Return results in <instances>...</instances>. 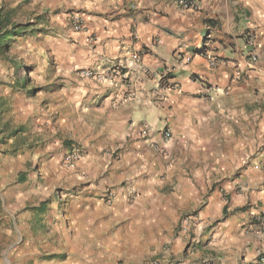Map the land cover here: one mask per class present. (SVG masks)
<instances>
[{
  "label": "crops",
  "instance_id": "obj_1",
  "mask_svg": "<svg viewBox=\"0 0 264 264\" xmlns=\"http://www.w3.org/2000/svg\"><path fill=\"white\" fill-rule=\"evenodd\" d=\"M22 1L25 33L59 29L51 41L62 65L51 72L70 99L52 104L57 129L7 169L0 210L11 228L24 219L65 264H261L264 0H196L195 11L176 0L3 7ZM77 139L86 155L67 168Z\"/></svg>",
  "mask_w": 264,
  "mask_h": 264
},
{
  "label": "rangeland",
  "instance_id": "obj_2",
  "mask_svg": "<svg viewBox=\"0 0 264 264\" xmlns=\"http://www.w3.org/2000/svg\"><path fill=\"white\" fill-rule=\"evenodd\" d=\"M17 1L20 0H4L0 7ZM14 11L15 25L24 26L29 22L24 14V1ZM30 19L34 20L33 17ZM29 26L35 30L18 34L7 41L5 48L0 49V186H3L4 180L10 179L7 169L12 167L13 158L24 157V152L28 150L32 152V149L42 143L44 136H50V131L57 129L58 115L55 114L57 110L53 105L70 99L67 84L58 82L51 72L55 75V71L62 65L54 56V45L51 41L59 29L35 24ZM47 68H50L49 72L46 71ZM25 79L27 82H24ZM56 83H61L62 87H58ZM47 104H50L49 107ZM77 127L81 136H85V127ZM15 131L20 133L12 136ZM68 141L69 151L78 150L81 158L86 155L88 147L84 140ZM16 223L21 227L14 231L7 209L5 212L0 210V264L66 263L68 257L65 253L55 256L45 246H38L37 239L45 238L46 241L47 235L28 236L24 231V219L21 218ZM41 233L49 234L46 231ZM52 245L56 247L57 242Z\"/></svg>",
  "mask_w": 264,
  "mask_h": 264
},
{
  "label": "built area",
  "instance_id": "obj_3",
  "mask_svg": "<svg viewBox=\"0 0 264 264\" xmlns=\"http://www.w3.org/2000/svg\"><path fill=\"white\" fill-rule=\"evenodd\" d=\"M176 1H177L178 6L182 10L195 11L197 9L196 0H176ZM69 28H70V30L72 32H75V33H79V32L84 31V16H83L82 13H75V14L70 16V26H69ZM247 39L252 42L253 35L252 34H248L247 35ZM88 42L90 44H92L93 43V39L90 37L88 39ZM187 61L188 60H186V62ZM254 61H255V58L252 57L251 58V62H254ZM209 65L211 67L214 66L215 65V60H211L209 62ZM79 75H80V77L85 78V79H88V78L92 77V73L89 72V71H82V72H80ZM145 133H148V131L145 132ZM163 138L165 140H169L170 139V134L168 132H164L163 133ZM80 158H81V155H80L79 151L73 149L72 151H70L65 156V158H64V166L67 167V168H72L74 166V164L80 160ZM107 196H108V198H112L114 196V192L109 191L107 193ZM259 225H261L264 228V218L263 219H259ZM192 242L194 244L197 243L195 238L191 239V243ZM259 261H260L261 264H264V258L263 257L260 258ZM149 264H159V263L158 262H152V263H149Z\"/></svg>",
  "mask_w": 264,
  "mask_h": 264
},
{
  "label": "trees",
  "instance_id": "obj_4",
  "mask_svg": "<svg viewBox=\"0 0 264 264\" xmlns=\"http://www.w3.org/2000/svg\"><path fill=\"white\" fill-rule=\"evenodd\" d=\"M14 14L15 11L13 9L0 7V49L5 48L7 41H10L18 34H25L26 26H18L13 23ZM24 82H27V79ZM26 92L28 93L30 91ZM18 133L20 131H15L12 136H16Z\"/></svg>",
  "mask_w": 264,
  "mask_h": 264
}]
</instances>
